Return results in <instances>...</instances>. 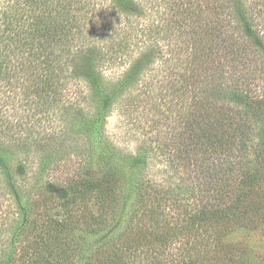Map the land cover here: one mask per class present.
I'll use <instances>...</instances> for the list:
<instances>
[{"label":"trees","instance_id":"16d2710c","mask_svg":"<svg viewBox=\"0 0 264 264\" xmlns=\"http://www.w3.org/2000/svg\"><path fill=\"white\" fill-rule=\"evenodd\" d=\"M251 19L243 0H0V264H254L233 238L264 222V32ZM141 87L182 110L161 146L127 152L107 117ZM12 101L53 124L32 160L2 139L31 156ZM71 152L83 161L57 173Z\"/></svg>","mask_w":264,"mask_h":264},{"label":"rangeland","instance_id":"374dc122","mask_svg":"<svg viewBox=\"0 0 264 264\" xmlns=\"http://www.w3.org/2000/svg\"><path fill=\"white\" fill-rule=\"evenodd\" d=\"M243 1L247 7L248 13H251L252 15L251 20L253 21L255 27L258 28L261 33H263L264 0ZM230 19V24L234 25V20L232 18ZM179 48L176 49V54L173 52V50H171V57H174L173 60H175V62H177V59H185V55L187 54V52L183 50L182 45L179 46ZM112 73L113 72L110 74ZM162 74H167V71L165 73L162 72ZM148 81V83L152 82V84H154L156 79L154 78L153 80ZM152 84L150 86H152ZM149 91L150 89L146 87L134 89V91L130 93L129 98L126 97V99L120 100L110 112V115L107 117L106 133L109 135V138L113 140L117 148L127 152H135L139 146L151 149L152 147L161 146V143H164V141L167 140V137L171 136V127L175 123V119L177 118L176 115L182 110V104L180 103L181 98L178 99V97L173 96L172 94H164V92H162L160 95H156V93L152 94V90L150 92ZM145 96H148L146 100H144ZM153 101L161 104V106H159L160 108L153 107ZM12 102L13 104L11 105H13L17 110V115L15 114L16 116L14 117H23V119L27 121L25 129L28 127V131L31 132V136L28 141L31 148L28 152H30L31 156L24 153V151L27 150L23 148V142H19L20 140L18 138L8 135L9 138L4 136L2 139L7 145L10 144L12 147L17 148V152L22 153L21 156H23V158L27 157L32 160L36 153H40L45 149L43 146L45 141L37 140V133L42 129L53 131V124L50 122V124H48V122L45 123L46 121L43 120L36 121L35 119L37 116L39 117V114L35 113L33 115L31 111H27L24 106L17 107L18 103H15V101ZM159 134L160 136H156ZM72 137H75L74 134ZM49 143L52 144V141H49ZM152 152H156L158 158H153L154 160L151 161V172L154 173L155 177L158 175L157 177L160 179L162 176L164 177H162L163 180L167 179V174L169 172H162V168L166 167V162L161 161L162 159H165V155H162V152L158 149L151 150V155H153ZM82 159L83 158L79 152H71L64 155V159L62 160L59 169L56 170L57 173H72V171H74L73 168L75 165H80V163L83 161ZM98 166H100V164L94 165L93 170L88 173L90 177L97 178L100 176ZM26 173L27 174L24 176H17V181L20 183L22 188H29L32 190V172ZM54 189L58 190L59 188L58 186H55ZM30 193H32V191ZM0 201L2 202L3 200ZM8 203V200H4V205H8ZM233 238L240 241L241 243L246 244L248 254L254 264H264V222L257 224L254 228L251 227L248 229H239L237 233L234 234Z\"/></svg>","mask_w":264,"mask_h":264}]
</instances>
